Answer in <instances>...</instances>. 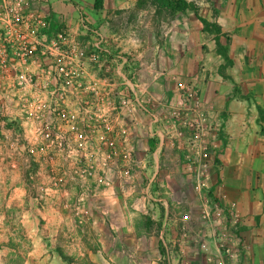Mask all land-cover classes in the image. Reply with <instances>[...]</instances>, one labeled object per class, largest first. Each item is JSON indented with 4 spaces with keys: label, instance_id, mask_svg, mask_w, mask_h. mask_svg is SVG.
I'll return each instance as SVG.
<instances>
[{
    "label": "crops",
    "instance_id": "1",
    "mask_svg": "<svg viewBox=\"0 0 264 264\" xmlns=\"http://www.w3.org/2000/svg\"><path fill=\"white\" fill-rule=\"evenodd\" d=\"M175 1L74 0L133 60L138 97L153 115L124 109L117 119L112 111L90 128L76 113L63 123L68 146L59 153L34 136L20 91L0 85V264H217L223 248L213 204L227 208L229 250L240 249L242 235L254 245L237 263L264 264V133L257 125L264 128V95L258 102L232 97L239 86L230 75L257 64L264 78V0ZM48 2L51 23L62 18L75 33L74 2ZM249 118L257 144L231 146L228 134ZM157 140L163 215L174 224L171 257L160 223L139 208L142 169ZM246 154L249 184L227 172Z\"/></svg>",
    "mask_w": 264,
    "mask_h": 264
},
{
    "label": "built area",
    "instance_id": "2",
    "mask_svg": "<svg viewBox=\"0 0 264 264\" xmlns=\"http://www.w3.org/2000/svg\"><path fill=\"white\" fill-rule=\"evenodd\" d=\"M51 17L46 0H0V85L5 88L11 84L20 91L16 100L29 115L34 136L62 153L68 146L63 123L68 119L72 124L77 112L79 120L91 128L99 122H108L112 111L119 119L124 109L145 107L138 97L136 75H131L132 60L116 51L96 24L79 15L73 19L78 27L76 32L67 27L62 32V27L52 29ZM59 20L58 27L62 26V18ZM84 39L88 42L84 43ZM30 63L37 66L35 71L28 69ZM91 74H100L102 82L97 85L84 81ZM7 94L6 89L1 91L5 99L4 115V109L11 103ZM112 96L117 97L119 106L113 105ZM66 104L78 109L71 113L72 108ZM159 180L160 140H157L142 169L139 208L150 220L160 223V237L166 244L174 224L163 215L168 203L160 192ZM56 183L62 184V176L56 177ZM213 211L211 222L220 227L218 241L223 248L217 264H238L237 257L246 254L248 246L240 237V249L230 251L225 223L228 213L219 204H213ZM165 251L167 257L174 253L169 243Z\"/></svg>",
    "mask_w": 264,
    "mask_h": 264
},
{
    "label": "rangeland",
    "instance_id": "3",
    "mask_svg": "<svg viewBox=\"0 0 264 264\" xmlns=\"http://www.w3.org/2000/svg\"><path fill=\"white\" fill-rule=\"evenodd\" d=\"M48 2V0H46ZM74 2V0H72ZM167 2H169V4L173 5V2H176L175 0H167ZM49 4V2H48ZM74 5L73 6V10H71V12L69 11V13H74V15L72 16L74 19L79 16V15H83L84 17H89V15L87 13H85L84 9L82 8V5L80 3H77V2H74L73 3ZM96 5H97V2H96ZM51 5L49 4V7ZM50 10L52 11V8L50 7ZM53 12V11H52ZM62 16V12L59 11ZM97 26L101 29L102 33L105 35V32L104 30L106 29V27L102 24H97ZM54 28L52 29H59L61 28L62 26H59L58 28L55 27V24L53 25ZM66 29V27H62V32ZM106 36V35H105ZM107 37V36H106ZM108 38V37H107ZM112 43V42H111ZM113 45V44H112ZM218 46V45H217ZM114 47V46H113ZM115 49V48H114ZM219 49V47H218ZM116 51H118L117 49H115ZM223 51H221L222 54H225L224 52V49H221ZM225 59H226V63L229 64L231 61L229 59L228 56H224ZM228 57V58H227ZM133 62V60H132ZM246 63L250 64V63H253L252 59H250L249 61H247ZM254 64V63H253ZM136 73V74H135ZM132 76L136 75L137 77V72L133 70V73L131 74ZM232 80L233 78L236 80V84L239 86V88H236L237 90L234 91V94L232 95V97H246L247 99H249V97H251L252 101L253 102H258V98L260 97V94L264 95V86L262 85L263 82H264V78H263V75L261 73V70L258 68L257 64H250L247 66L246 69H244L242 72H239V73H231L230 74ZM101 75L99 74H91L88 76V78L84 79V81H93V83H96L97 85L99 83H101V79L98 78L100 77ZM234 81V80H233ZM91 83V82H89ZM144 107L145 109H139L137 107H132L133 111L136 115H142V116H146V114H150V115H153L154 114V106H146L144 104ZM70 109L72 112L71 113H74L76 109H78V107H74V106H71ZM258 109V108H257ZM79 112H77L78 114ZM262 110L259 108L258 109V116L261 118L262 116ZM249 114V113H248ZM257 125H260L259 128L261 130L262 133H264V128L262 126L261 123H258L257 122ZM256 129V124L254 125L253 123V126H251V119L249 118L248 121L242 123V128L240 129L239 132H233L231 135L228 134L229 138H228V143L231 145V146H240V145H243V146H251V145H256L257 144V140L259 139V137H257V135L253 132L254 130ZM155 141V140H154ZM262 142V144H264V141H260ZM233 157V156H232ZM147 159V158H146ZM251 155L249 154H246L244 155V161H243V164L241 165V167L236 171L235 169H231L228 172L229 174V177L230 178H235V175L236 173L237 174H240L242 173L245 177V179H248V184L250 183V179H252V176L250 175L252 170L251 169ZM62 176V175H61ZM225 209L226 212L227 211V208L223 207ZM242 240H244V243L245 245L248 246V249L247 250V254L248 255H251L253 254V243L247 239V237H245L244 235H242Z\"/></svg>",
    "mask_w": 264,
    "mask_h": 264
}]
</instances>
